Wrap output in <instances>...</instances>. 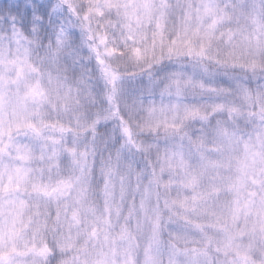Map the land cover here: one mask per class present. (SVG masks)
Masks as SVG:
<instances>
[{
	"label": "clouds",
	"instance_id": "clouds-1",
	"mask_svg": "<svg viewBox=\"0 0 264 264\" xmlns=\"http://www.w3.org/2000/svg\"><path fill=\"white\" fill-rule=\"evenodd\" d=\"M0 264H264V0H0Z\"/></svg>",
	"mask_w": 264,
	"mask_h": 264
}]
</instances>
